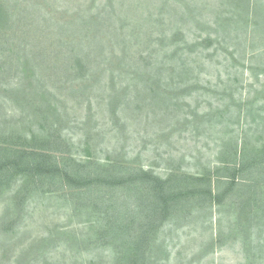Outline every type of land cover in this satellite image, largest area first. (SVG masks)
Instances as JSON below:
<instances>
[{"label":"trees","instance_id":"16d2710c","mask_svg":"<svg viewBox=\"0 0 264 264\" xmlns=\"http://www.w3.org/2000/svg\"><path fill=\"white\" fill-rule=\"evenodd\" d=\"M26 1L13 2L11 17L6 9L7 0H0V195L22 181L16 196L18 216L23 213V219L32 195L51 194L63 198L64 204L71 207L70 217H85L83 221L93 237L81 242L75 232L60 230L63 241L67 237L64 245L84 251L109 247L113 254L111 264H162L152 259L166 243L169 228L177 227L184 216L199 213L201 218L202 212L209 214V210L227 203L230 229L240 230L244 245L252 250L253 236L258 234L257 244L261 245L264 187L260 186V179L264 176V146L251 149L243 138L237 144L223 142L217 165L192 173L184 169L185 156L177 158L159 142L166 143L174 137L225 135L214 121L220 119L216 122L221 123L223 117L227 119L225 115L232 105L225 104V114L221 108L201 110L202 101L196 98L205 88L206 76L199 68L205 70L206 66L199 67L198 62L196 68L192 62L194 57L203 55L206 42H197L188 51L180 35L172 28L168 31L171 21L156 17V28L162 31L147 41V48L139 52L135 61L127 50L145 43L141 44L140 38L147 31L143 26L147 23L126 25V9L116 6L113 0L95 4L94 10L91 9L96 15L93 20L79 18L82 28L79 31L87 32L80 39L66 32L63 40H51L49 44L44 34L32 36L24 29V21L30 14L19 11V24L10 25L13 36L6 40L3 32L9 27L7 17L13 20V12L26 10ZM229 1L235 12H242L241 20L264 28V12L258 9L260 0ZM32 19L37 22V16ZM115 19L125 26L121 33H115L117 39L112 42L107 36L97 42L99 45L86 48L89 44L85 38L93 25L101 22L108 28ZM112 43L124 47L121 55L106 56ZM48 59L53 69L51 77L64 79L63 90L71 93L68 96L65 93V100L54 92L53 86L57 84L43 73L42 61ZM132 60L134 63L128 65ZM106 77H110L109 81ZM8 101L16 105L11 112L5 109ZM71 101H76L73 103L81 109L82 116L71 115L75 105L69 109L65 104ZM95 101L109 107L112 122L122 135L117 133L121 138L126 136L122 146L110 148L105 144L104 132L96 124ZM130 110L139 114L149 111L146 123L154 129L151 134L139 137L138 142H150L147 151L160 154L159 162L152 161L158 162L157 167L166 166L163 174L144 164L143 150L135 143L133 130H127V116H123L124 111ZM238 117L242 118L241 114ZM252 224H257V232ZM218 228L219 225L214 229L212 250L224 245L221 242L224 232ZM254 253L246 258L247 264L255 263ZM96 260L91 259L97 264Z\"/></svg>","mask_w":264,"mask_h":264},{"label":"rangeland","instance_id":"374dc122","mask_svg":"<svg viewBox=\"0 0 264 264\" xmlns=\"http://www.w3.org/2000/svg\"><path fill=\"white\" fill-rule=\"evenodd\" d=\"M14 1L7 0L6 2V9L11 17L12 10L15 7L12 6ZM113 1L116 2V6L120 8L123 6L126 9L125 19H128V21H125L126 25L147 23L143 25L147 31L140 38L141 44L142 41H145V43L142 46L133 47L131 51L127 50L128 55L134 60L140 54L139 52L147 48V41L162 31L156 28L158 27L155 22L156 17L165 18L167 22L171 21L168 31L172 28L174 32L180 35L181 42L183 46L187 47L188 51L193 48L195 43L206 42L204 44L206 50L203 55L194 57L193 62L192 60L188 62H195L194 66L196 68L198 62H201L199 67L206 66L205 70L199 68V71L205 73L206 78L205 88L200 90L196 98H198V101H202L199 104L201 110L221 108L225 114V104L232 106L231 111L229 110L225 115L227 119L223 117L221 123L216 122L218 120L220 122V119L214 121L217 129H222L225 134L220 138L216 135L199 138L187 136L184 138L174 137L166 143L159 141L167 146L170 153H174L177 158L180 159L185 156L184 169L194 173L203 171L208 166L217 165L219 147L222 146L223 142L224 144L227 142L237 144L243 138L244 143H249V146H252L251 149L254 147H257V149L263 148L264 28L262 26L256 27L248 20L246 22L241 20L242 15L240 13L242 12L240 10L235 12L234 8L229 5L231 4L229 0ZM92 2L93 0H27L25 3L26 10L20 8L18 11L13 12V17H15L13 20L7 17L9 18V20L7 19L9 27L4 30L3 36L6 35V40L9 37L11 38L13 35L10 33V25L19 24L18 21L21 15L18 12L28 11L30 18L28 17L24 21L25 26L22 25V27L24 26L28 33L31 32L32 36H34V33L44 34L49 44L52 41L63 40L62 37L67 36V34L74 39H80L87 32L79 31V29L82 30L79 27V18L83 17L87 21L93 17L95 18L96 15L92 13L93 6L95 4L99 5L101 2L105 3L104 0ZM259 4L260 8L258 9L263 14L264 0H260ZM64 11L67 12L66 15L68 14L67 18H64L66 15L61 16ZM36 16L37 22L32 19H35ZM54 16H57L60 21H56L57 19ZM31 19L33 22L30 21ZM257 21L263 22V19ZM113 22L108 28L105 23L103 26L101 22L93 25L94 27L89 33L90 36L88 34L85 38V41L89 44L86 48L99 45L97 42L107 39V36L110 41L114 42L117 39L115 33L117 35L118 32L121 33L122 27L125 26L123 21L118 23L115 19ZM239 23L241 26H239ZM66 32L67 34H64ZM105 35L106 37H104ZM117 45V43L109 45L106 56L111 57L112 53L121 55L124 47ZM67 48L66 46L65 49L67 50ZM81 48L86 49L82 46ZM86 50L83 52H87ZM134 60L128 62V65L134 63ZM50 61V59L42 61L43 73L49 75L50 80L57 84L55 87L53 86V90L65 100V93L67 96L71 93L68 94V91H64V85L62 84L64 79L51 77L53 69L49 66L48 62ZM109 78L106 77L108 81ZM117 79L119 80L118 77ZM71 102H65L66 106L69 105V109L72 104L75 105L73 102L76 101ZM196 104L195 102L194 105ZM102 105L104 104H98L95 101L96 124H98V129L101 128L104 132L105 144L110 148L114 146L118 148L124 144L126 136L124 135V138L119 136L122 133L114 125L115 122H112L109 107ZM15 106L13 101H8L5 109L11 112ZM75 107V110H70L71 115L82 116L81 109L77 108L76 105ZM134 108L135 106H133ZM130 111V113L124 111L123 116H127V121H125L128 126L127 130H133L135 143L139 145V150H143L144 164L152 165L159 173L163 174L166 166L160 164L161 166L157 167V163L161 158L160 154L147 151L150 142L144 144L138 142L139 137L147 133L151 134L154 129L152 125L146 123V116L149 111L143 114ZM240 114L242 118L238 117ZM245 114H247L246 117H244ZM125 125L121 127L126 129ZM201 128L203 130V125ZM245 134L246 136L243 137ZM119 140L121 142L118 145ZM129 147L131 146L129 145ZM111 156L116 157V154H111ZM157 159L158 162L152 161ZM260 181L262 182L260 186L264 187V176L261 177ZM20 183H22L21 180L17 181L9 190L0 195V264H17L19 261L22 264H35L36 261L40 264H95L94 261H91L94 258L97 259V264H111L110 258L113 259L111 256L113 254L109 247L100 248L97 251H84V249L73 250L71 246L64 245L67 237L63 241L60 230L75 232L81 242H85V240L88 242L93 237H91L92 234L88 229V224L83 221L85 217H70L72 209L70 206H66V203L64 204L63 198L57 199L50 196L51 194L37 193L29 199L23 219V213L18 216L15 205L17 188ZM227 206H229L227 203L224 207L216 206L212 209V212L208 211L209 214L204 211L201 218L199 213H194L188 218L186 216L182 217L177 227L172 230L168 229L166 243L161 246L152 260H160L162 264H247L246 258L255 252L254 264H256V261L259 264H264V238L262 244L258 245L256 237L258 234L252 237L255 240L254 250L250 246L244 245L241 231L234 232L230 229L231 218L228 217L229 208ZM205 214H207L206 217ZM14 222H17L16 225H14ZM217 225L224 232L221 239L224 245L221 248L216 247L212 250L210 244ZM252 225L255 227L257 224ZM256 228L255 231L257 232ZM73 232L72 234H74ZM245 247H248L247 251ZM249 251H251L250 254Z\"/></svg>","mask_w":264,"mask_h":264}]
</instances>
